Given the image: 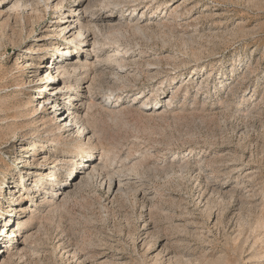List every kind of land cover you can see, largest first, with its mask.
<instances>
[{
    "label": "rangeland",
    "instance_id": "rangeland-1",
    "mask_svg": "<svg viewBox=\"0 0 264 264\" xmlns=\"http://www.w3.org/2000/svg\"><path fill=\"white\" fill-rule=\"evenodd\" d=\"M19 1L0 0V264H264V0ZM83 15L79 50L62 29Z\"/></svg>",
    "mask_w": 264,
    "mask_h": 264
},
{
    "label": "bare ground",
    "instance_id": "bare-ground-1",
    "mask_svg": "<svg viewBox=\"0 0 264 264\" xmlns=\"http://www.w3.org/2000/svg\"><path fill=\"white\" fill-rule=\"evenodd\" d=\"M19 1V0H18ZM20 2V1H19ZM27 4H28V2H26ZM24 6H27V5H24V3H19V6L18 7H24ZM31 6H33V5H31ZM57 8H60V6L59 7H57ZM74 18H76V17H74ZM78 18V17H77ZM76 22H71V25L70 26H68V27H64L63 29H62V33H66V31L70 28V27H72L71 28V30L69 31V33H71L72 31H73V33H72V35H71V37H69L68 39H67V41H69V42H71L73 45H75V47H76V49L77 48H79V50H81L82 49V47H81V45L87 40V38H85V39H83V40H80V38H83L85 35H86V33L87 32H89V29H88V27H90L89 25H91L92 24V21H88L87 20V18L83 15L81 18H80V16H79V18L77 19V20H75ZM118 25V24H117ZM116 25V26H117ZM119 26V25H118ZM74 29H77V31H74ZM92 35V34H91ZM98 36L99 35H97V34H94L93 35V48L95 49V48H97V46H100V40H99V38H98ZM102 46V45H101ZM72 49H67V50H65V49H63L62 51L58 48V51L64 56V54L65 53H67V54H74L75 52L74 51H71ZM118 53H120V52H118ZM115 55V57H116V54H114ZM120 56V55H119ZM111 57H113V54H112V56ZM118 57V56H117ZM58 59H59V56L57 57V60H54L53 62H52V65L50 66V72L48 73V77H47V79H49V80H52V79H54L55 77L52 75V69L53 70H55V71H57V72H59V71H61V70H63L62 71V73H61V75H66V74H70L69 73V70H68V68H66V67H62V66H60V62H58ZM112 58H109L108 60H111ZM129 61H133V60H129ZM110 63V62H109ZM109 63H107L106 62V64H109ZM111 64V63H110ZM84 66V68L85 67H87V65H83ZM69 67H72V68H74V70H75V72H77V71H79V69H80V67H78V65H77V67H76V65H71V66H69ZM92 68H93V66H92ZM74 74V73H73ZM81 80L80 79H77L76 81H75V85H74V82L73 83H71L70 81H68V83H67V85L65 86V88L67 89V90H70L71 92H72V88H75L76 89V87H77V84H79V82H80ZM45 88H47V86H43V87H41V88H39V91L40 92H42ZM60 90V92H62L63 91V88H61V89H59ZM69 98V102H67V105H69V106H71V107H73L74 106V101H76L75 99H76V97H77V95H75V94H70V93H67L66 94ZM40 99L42 100V97L41 96H39V98H38V100L40 101ZM48 101H51V100H54L53 102H52V104H53V107H57V106H59V102H58V94H56L54 97H49L48 99H47ZM85 101L84 100H81V103L82 104H85L84 103ZM40 103V105L41 104H43V109L46 107V105L44 104V102L42 103V102H39ZM87 104V103H86ZM91 105H92V103H91ZM62 106V105H61ZM82 106V105H81ZM88 106V105H87ZM60 107V106H59ZM97 107V106H96ZM91 107L90 106H88V109L87 110H89ZM94 108V107H93ZM82 108L80 107V108H78V109H76V108H67V109H65L64 107H62V108H60V112L61 111H63V110H65V112L61 115V119H62V122H65V124H69V123H72V126H73V129H71V131H73L74 130V128H76V126L79 128L78 129V132L81 134L80 136H84V137H86L87 136V134H85L86 133V130H88L89 129V127H88V122H87V120L85 119V118H83V117H80L79 115H80V113H81V110ZM90 110H92V109H90ZM90 110H89V112H90ZM67 113V114H66ZM66 116V117H65ZM88 119V118H87ZM89 121V120H88ZM70 131V130H69ZM63 137H62V135H59V136H55L54 137V140H52L51 142L52 143H54V142H60V140L62 139ZM93 138H95L96 139V134L94 133V135L91 137V139L90 140H93ZM68 145L69 144H65V146L63 147V150H66V153H68L69 151H68ZM31 151H33L32 152V154H34V151H42V150H45V149H47L48 148V145L46 144V143H42V144H39V145H37V144H33L32 146H31ZM74 150L75 149H79V146H75L74 148H73ZM94 148L92 147V144L91 145H89V147H88V155H87V161L85 162V163H90V165L88 166L89 168L92 166V171H91V173L89 174V176H95V174L97 173V174H99L101 171H103V168H101V167H99V166H96V165H94V163L96 162V160L98 159V157H96L95 156V153L94 152H92V150H93ZM29 155H26L25 156V159L28 157ZM28 160H32V156H30L29 158H28ZM60 160V159H59ZM61 162H64V161H66V159H61L60 160ZM28 162V161H27ZM26 162V163H27ZM80 162V161H79ZM67 163H70L69 164V166H68V170H69V172L70 173H72L73 172V167L74 166H78V168H79V165L80 164H78V161L76 160V159H71V160H69V162L67 161ZM58 164L57 165H55V167H54V169L52 170V172H51V174H50V179H49V181L48 182H52V186H53V188L54 187H56V186H58V179H59V177H60V173L58 174V172H56V170H60L59 168H58ZM83 169L85 168V167H87V165H83V166H81ZM179 169V168H178ZM30 172H32V171H30ZM32 174V173H31ZM34 174V173H33ZM40 175H42V173L40 174ZM72 182H73V180H72ZM112 182H113V180H112ZM22 185H25V182H23V184ZM70 185H72V183H70ZM36 187H38L39 189H38V191H41V190H46V188L44 187V184L42 183V182H38V184H37V186ZM67 188H64V186L63 187H59L58 189H54V190H51V194L52 193H58L59 195H62L63 193H64V191L66 190ZM14 227V226H13ZM13 227L10 229V231H9V236L10 237H15L16 236V232H15V230H12L13 229ZM6 247H8L7 245H6Z\"/></svg>",
    "mask_w": 264,
    "mask_h": 264
}]
</instances>
